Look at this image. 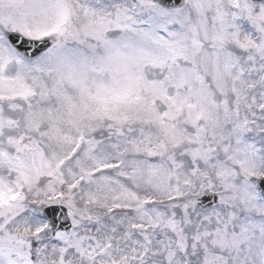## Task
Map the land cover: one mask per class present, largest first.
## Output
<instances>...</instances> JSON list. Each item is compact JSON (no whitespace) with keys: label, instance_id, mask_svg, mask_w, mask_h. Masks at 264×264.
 <instances>
[{"label":"snow or ice","instance_id":"1","mask_svg":"<svg viewBox=\"0 0 264 264\" xmlns=\"http://www.w3.org/2000/svg\"><path fill=\"white\" fill-rule=\"evenodd\" d=\"M0 264H264V0H0Z\"/></svg>","mask_w":264,"mask_h":264}]
</instances>
